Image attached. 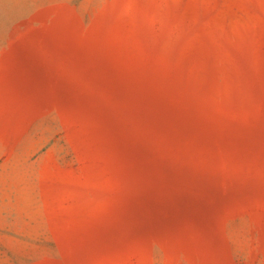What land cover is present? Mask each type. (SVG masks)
Instances as JSON below:
<instances>
[{"label":"rangeland","instance_id":"374dc122","mask_svg":"<svg viewBox=\"0 0 264 264\" xmlns=\"http://www.w3.org/2000/svg\"><path fill=\"white\" fill-rule=\"evenodd\" d=\"M0 264H264V0H0Z\"/></svg>","mask_w":264,"mask_h":264}]
</instances>
